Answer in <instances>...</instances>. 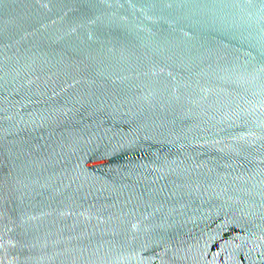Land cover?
I'll list each match as a JSON object with an SVG mask.
<instances>
[{
    "label": "water",
    "instance_id": "95a60500",
    "mask_svg": "<svg viewBox=\"0 0 264 264\" xmlns=\"http://www.w3.org/2000/svg\"><path fill=\"white\" fill-rule=\"evenodd\" d=\"M0 264H264V0H0Z\"/></svg>",
    "mask_w": 264,
    "mask_h": 264
}]
</instances>
